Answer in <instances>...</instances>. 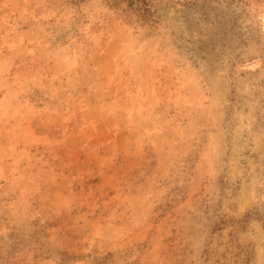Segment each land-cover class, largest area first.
Here are the masks:
<instances>
[{"label": "rangeland", "instance_id": "rangeland-1", "mask_svg": "<svg viewBox=\"0 0 264 264\" xmlns=\"http://www.w3.org/2000/svg\"><path fill=\"white\" fill-rule=\"evenodd\" d=\"M151 15L0 0V264H264V0Z\"/></svg>", "mask_w": 264, "mask_h": 264}, {"label": "trees", "instance_id": "trees-1", "mask_svg": "<svg viewBox=\"0 0 264 264\" xmlns=\"http://www.w3.org/2000/svg\"><path fill=\"white\" fill-rule=\"evenodd\" d=\"M79 1V0H75ZM112 8L123 12H134L140 19L152 16V0H104ZM250 215H247V219Z\"/></svg>", "mask_w": 264, "mask_h": 264}]
</instances>
